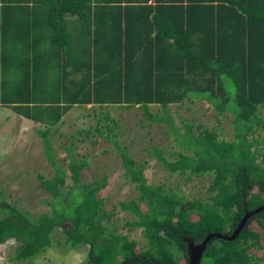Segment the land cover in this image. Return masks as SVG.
<instances>
[{"label":"trees","instance_id":"16d2710c","mask_svg":"<svg viewBox=\"0 0 264 264\" xmlns=\"http://www.w3.org/2000/svg\"><path fill=\"white\" fill-rule=\"evenodd\" d=\"M197 99L233 115L230 139L176 124L169 105ZM0 104L45 125L37 131L54 168L37 172L49 210L33 214L0 189V244L15 241L7 261L30 264L59 245L84 249L83 264H189L187 238L231 234L264 204V0H0ZM74 105L97 119L77 131L109 141L138 192L120 210L105 206L109 173L84 179L92 163L75 141L56 157L50 133ZM115 105H139L163 125L169 142L150 155L186 181L202 177L205 192L151 182L148 161L117 138ZM119 211L144 245L118 230ZM201 264H264V209L235 238L214 237Z\"/></svg>","mask_w":264,"mask_h":264},{"label":"rangeland","instance_id":"374dc122","mask_svg":"<svg viewBox=\"0 0 264 264\" xmlns=\"http://www.w3.org/2000/svg\"><path fill=\"white\" fill-rule=\"evenodd\" d=\"M151 110L159 109V104H151ZM90 105H74L63 117L62 121L51 131L50 135L56 157L65 160L68 156L67 148L72 147L75 141V151L78 154L89 153L92 166L83 171L84 179L109 173V183L103 193L107 196L106 208L120 210L115 206L120 199H130L138 194L131 187V182L125 176L122 159L114 148H108L109 141L102 137L97 143H92L89 136L78 132V128H89L95 125L97 119L89 115ZM169 109L178 125L183 120L195 125L204 124L218 131L220 137H232L231 119L233 115H220L215 109L209 108L203 99L171 103ZM111 115L119 120L116 128L117 138L125 148L139 161L147 160L146 173L151 182L165 183L167 186H178V190L189 197L203 194L205 180L196 177L186 181L180 173H170L156 160V155L149 151L154 145H167L168 135L163 125L151 123L144 118L145 114L139 105L127 107L115 105L108 107ZM42 123H33L16 113L11 107L0 104V189L19 205L37 214L49 210L46 203L47 193L37 178V172L51 174L54 170L45 154L42 136L37 129L44 127ZM110 149L109 151H105ZM177 188V187H176ZM117 218L118 230L128 231L141 245L146 243L141 227L129 229L124 226L127 218H132L128 211H119ZM60 237V236H58ZM9 241L0 244V257H4L3 264H19L17 261H7ZM62 243H60L61 245ZM45 255L40 256L30 264H75L77 254H84V249L55 246L50 247ZM7 261V262H6ZM23 264H29L24 262Z\"/></svg>","mask_w":264,"mask_h":264},{"label":"water","instance_id":"95a60500","mask_svg":"<svg viewBox=\"0 0 264 264\" xmlns=\"http://www.w3.org/2000/svg\"><path fill=\"white\" fill-rule=\"evenodd\" d=\"M264 209V204L259 205L251 210H247L246 213L244 214V217L241 219L240 223L238 226L233 230L231 234L224 233L222 231H214L208 233L205 238L196 243L194 242L193 239L187 238L188 239V255H189V264H201L204 252L209 244V242L214 238V237H223V238H235L241 231V229L245 226L247 220L254 215L255 213L260 212L261 210Z\"/></svg>","mask_w":264,"mask_h":264},{"label":"clouds","instance_id":"9594fccd","mask_svg":"<svg viewBox=\"0 0 264 264\" xmlns=\"http://www.w3.org/2000/svg\"><path fill=\"white\" fill-rule=\"evenodd\" d=\"M9 243L15 244V241H10ZM86 259V254H77L76 260L77 264H83V260ZM4 257H0V264H3Z\"/></svg>","mask_w":264,"mask_h":264}]
</instances>
